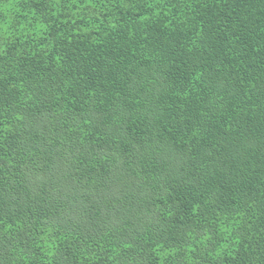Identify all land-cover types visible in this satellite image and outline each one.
Masks as SVG:
<instances>
[{"label":"trees","instance_id":"1","mask_svg":"<svg viewBox=\"0 0 264 264\" xmlns=\"http://www.w3.org/2000/svg\"><path fill=\"white\" fill-rule=\"evenodd\" d=\"M0 264H264V0H0Z\"/></svg>","mask_w":264,"mask_h":264}]
</instances>
